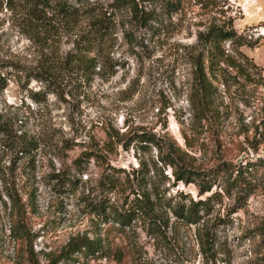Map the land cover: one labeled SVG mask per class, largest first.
<instances>
[{
    "label": "rangeland",
    "instance_id": "1",
    "mask_svg": "<svg viewBox=\"0 0 264 264\" xmlns=\"http://www.w3.org/2000/svg\"><path fill=\"white\" fill-rule=\"evenodd\" d=\"M112 3L87 2L108 8ZM141 5L154 11L147 27L136 24L125 8L116 12L117 25L103 40L107 66L102 61V69L91 77L68 71L60 72L57 81L45 82L28 81L23 69H40L57 51L64 55L87 27V17L63 22L50 36L40 29L41 36L21 0H0V75L8 79L0 92V114H15L18 134L37 142L36 148L23 151L11 130L0 131V264H30L12 234L9 193L24 203L40 264H48L72 237L87 235L103 242V233L124 249L121 263L99 254H78L73 257L79 260L58 264H264V235L259 232L264 227V0H182L181 9L172 12L159 0H142ZM229 16L247 41L239 51L247 57L242 61L254 80L230 68L229 82H217L208 119L199 120L188 101L185 47L196 44L198 33L212 22ZM226 48L234 47L227 42ZM143 131L179 143L196 169L260 160L247 198L228 194L222 183L213 185L221 195L213 198L206 220L210 227L220 217L228 220L215 227L219 243L213 255L202 252L196 225H183L175 234L169 231L171 239L158 240L141 222L119 234L117 225L103 221L104 205L120 207L130 193L125 172L116 186L106 184L109 164L132 171L143 160L150 179L163 181L155 167H161L159 148H142L138 139ZM89 150L99 156L82 157ZM165 174L170 180L161 189L172 202L181 192L199 198L194 183L176 182L171 167Z\"/></svg>",
    "mask_w": 264,
    "mask_h": 264
},
{
    "label": "trees",
    "instance_id": "2",
    "mask_svg": "<svg viewBox=\"0 0 264 264\" xmlns=\"http://www.w3.org/2000/svg\"><path fill=\"white\" fill-rule=\"evenodd\" d=\"M9 1V0H8ZM13 2L14 0H10ZM89 0H21L26 8L31 21L34 23L38 35L50 36L58 31L63 22L73 24L82 16L87 17L86 28L79 31L74 39V45L64 55L57 51L44 60L40 69H23L28 71L26 76L28 81L31 78L54 82L60 77V72H78L80 76L91 77L103 61V66H107V59L103 58V40L111 34L116 27V12L124 8L132 15V20L141 26H149L150 20L155 15L154 11L146 10L141 5L142 0H115V3L108 7L101 5L87 4ZM167 11H178L182 7V0H159ZM41 29V30H40ZM129 32L126 31L125 34ZM45 42L47 37L43 38ZM230 42L233 49L226 48V43ZM247 44V41L234 27L232 16L220 18V22H212L209 27L200 31L197 35L196 44L185 47L186 56L190 64L188 79L189 95L188 101L193 115L199 120L208 119L207 113L211 111L217 94V82L228 83L227 71L232 68L236 70L238 76H244L247 80L253 81L251 73L245 68L242 60L247 57L239 51V47ZM93 53V54H91ZM19 70V67H16ZM111 73H113L111 71ZM220 80V81H218ZM8 86V79L0 75V92ZM49 92V91H47ZM53 92V91H51ZM38 92L33 93V98L38 100ZM0 114V131L11 132L21 143L23 151H31L37 147L34 139H29L25 133L15 128V114ZM112 138V135L110 136ZM155 133L143 131L139 135V143L142 148L149 145H156L159 148L158 162L161 167L157 169V174L162 178V182L150 179V169L146 161L141 160L137 168L127 171L124 168L109 164L105 174L107 185L116 186L119 183L121 173L125 172V188L130 189L126 195L122 206L117 207L113 204L104 205L103 221L117 225L119 234L126 232L134 223L141 222L147 226L148 234L158 240H167L169 231L175 234L183 225L190 227L196 225L194 233L201 250L206 255L216 251L219 243V236L215 227H220L228 220L219 218L214 227L209 226L206 217L213 209V198L220 191H213L214 184L222 183V188L228 194L239 192V198H247L253 190L255 179L253 168L261 165L260 160L248 161L246 164H234L223 162L212 169H196L191 164L188 157L193 158L176 141H165ZM112 140V139H111ZM166 146V147H164ZM165 148V149H164ZM99 156L98 153L89 150L82 153V157L87 159ZM172 168L175 181L194 183L198 188L199 198H194L190 194L179 193L175 202L172 198H167L165 191L161 189L164 180H170L165 169ZM71 183L73 180H70ZM165 181V182H166ZM125 189V190H126ZM210 195L203 197L205 193ZM217 194V195H218ZM132 195V197H131ZM12 200L11 213L13 214L12 234L15 240L22 243V250L27 262L30 264H40L39 259L33 249L32 237L27 231L25 219L26 210L24 203L19 198L9 193ZM110 208L109 211H107ZM25 211V212H24ZM173 214L170 217L169 212ZM114 226V225H113ZM264 235V227L261 229ZM103 233V242L99 238H91L87 235H77L70 238L67 244L61 249L60 253L53 257L48 264H58L62 259L75 262L81 255H103L109 260L121 263L124 259V249L122 246L112 242Z\"/></svg>",
    "mask_w": 264,
    "mask_h": 264
},
{
    "label": "bare ground",
    "instance_id": "3",
    "mask_svg": "<svg viewBox=\"0 0 264 264\" xmlns=\"http://www.w3.org/2000/svg\"><path fill=\"white\" fill-rule=\"evenodd\" d=\"M263 34H264V29H263Z\"/></svg>",
    "mask_w": 264,
    "mask_h": 264
}]
</instances>
